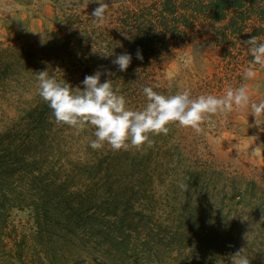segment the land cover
I'll list each match as a JSON object with an SVG mask.
<instances>
[{
	"label": "rangeland",
	"instance_id": "1",
	"mask_svg": "<svg viewBox=\"0 0 264 264\" xmlns=\"http://www.w3.org/2000/svg\"><path fill=\"white\" fill-rule=\"evenodd\" d=\"M105 2L109 8L105 20L99 23L91 16L98 7L93 0H0V133L3 130L8 133V143L14 137L21 139L23 130L28 128L29 116L43 113L45 128L52 132L55 146L47 143L41 150L51 157L53 166L64 168L59 179H66L69 189L78 195L94 189L96 175L103 179L109 174L108 180L119 187L133 182L140 185V191L130 196L132 203L152 210L155 222L184 219L193 208H210L205 213L201 211L203 217H209L206 220L211 219L216 224L221 223L222 229L234 233L232 240L236 244L207 258L205 254L201 256V252L193 256L189 249L183 252L185 259L195 258L200 264H231V254L244 250L250 264H264V234L259 231L252 233L251 217L244 215V207H249L245 204L247 202L235 203L232 199L235 183L243 184L255 173L264 171V117L261 125L257 126L250 112L234 110L214 116L202 126L200 133L173 125L167 136L161 135L158 139L153 136L151 147L145 146L140 151L122 153L105 145V150L100 153L105 158H100L102 165L96 168L95 150L88 144L94 132L91 135L77 133L55 123L51 109L39 95L36 73L46 70L58 76L57 79L62 78L66 73H60L57 66L63 58L73 61L72 70L85 68L91 56L90 51L83 50L88 44L116 46V50L122 51L129 48L133 44L131 37L144 26L142 16L146 10V19L150 21L147 27L164 28L155 20L159 19L157 16L163 8L159 0ZM74 16L80 21L77 30L83 28L80 33L86 31V39L81 45H71V50L59 53L62 57L59 60L52 55V51L60 47L57 34H66L68 23L65 22ZM184 18L179 19L184 33L180 42H176L178 45L173 40L165 47L168 50L159 47L155 54V67L146 69L144 75L150 81L153 79L152 84L160 86L159 90L165 95L187 90L196 98L202 94L222 96L228 87L236 88L247 83L252 100H264V69L256 66V78L243 79L245 69L251 65L238 60L241 58L240 50L245 51L246 48L238 46L237 42L223 47L216 45L211 23L202 15L186 12ZM76 46L79 50L83 47L80 51L82 62L72 58ZM108 58L101 52L97 53L92 69L84 74L93 75L97 70L102 73L111 71L112 75L105 77L106 80H113L114 74H134L131 66L125 72L119 71L117 65L108 62ZM81 74L82 71L71 75L70 84ZM93 165L94 170L84 172L83 168ZM191 165L199 171H192ZM209 165L213 167H207ZM210 168H215L217 173L210 172ZM93 175L94 179H90ZM33 187L29 186L25 202H31L32 198L35 200ZM257 193L260 199V185ZM145 194L149 201L143 200ZM39 213L35 207L24 205L10 212L7 228L0 235V264H108L91 249L77 245L75 241H72L75 245L72 244L68 231L56 237L52 234V238L49 235L42 237L41 225L37 222ZM184 228L190 232L191 225ZM182 246L192 248L190 243ZM193 246L195 249V243ZM18 256H21L20 260Z\"/></svg>",
	"mask_w": 264,
	"mask_h": 264
},
{
	"label": "trees",
	"instance_id": "2",
	"mask_svg": "<svg viewBox=\"0 0 264 264\" xmlns=\"http://www.w3.org/2000/svg\"><path fill=\"white\" fill-rule=\"evenodd\" d=\"M159 1L163 8L160 9L157 16L159 19L155 20L163 25V29L147 27L150 21L146 19L148 12L146 10L142 16L144 18L142 25L144 26L142 29H137L135 36L131 37L133 44L129 48H123L122 51L116 50L118 48L116 46H94V52L93 45L88 44L86 48L81 47L80 50L76 46L74 48L76 53L74 52L75 55L72 58L82 62L83 55L80 54V51L86 49L90 51V60L85 62V68L76 67L72 70L74 68L73 61L63 58L57 67L60 68V73H66V75H62L63 77L58 80L65 79L70 84L71 75L81 71L82 74L88 73L99 52L101 55L113 53L108 56V62L113 61L120 54L128 53L132 56L130 66L134 74L126 73L128 76H122L121 73L119 76L114 74L112 83L114 89H118V94L126 98L127 106L130 109L141 110L147 103L143 94L144 87H153L154 91L161 94L164 92L159 90L160 86L152 84L154 82L152 78L150 81V78L144 74L146 69L153 70L155 67V54L159 47H162V50H168L165 47L168 46L169 41L180 42L184 32L180 29L182 26L179 19L186 17V12L190 15H202L211 23L216 45L223 47L227 43L234 45L237 42L238 46L242 45V48H246L245 51L240 50L241 58L238 61H244L251 65L252 56L244 42L253 36H258L259 40L264 42V0ZM155 7L158 10L157 5ZM181 11H183L182 14H180ZM74 18L66 20L65 24H68L65 26L67 28L65 35L57 34L59 42L57 45L59 44L60 47L55 48L52 55H55L59 60L62 59L58 55L59 53L65 49L71 50V45H81L86 39V31L80 33L83 28L77 30L80 27V21L76 20L77 16ZM168 21L169 23H167ZM138 52L142 54L143 60L137 58ZM87 73L84 74L85 77ZM82 74L78 78L72 79L73 88L79 86L83 89L82 81L85 77ZM105 77L107 75H104V78L101 77L103 82L106 80ZM45 122L46 117L43 113L29 116L28 128L23 130L24 135H20L21 139L14 137L10 143L6 142L9 137L8 133L4 130L0 133V235L7 228L10 212L15 208L21 209V205H24L35 207L37 213H39L38 210L40 211L37 222L39 226L41 225L40 234L42 237L52 234L56 237L62 232L68 231L72 239H70L71 242L75 241V244L91 249L99 257H103L104 262L107 261L108 264H200L199 261L196 262L195 258H191L193 261L189 262L191 259H185L183 252H188L190 249L189 254L194 256L195 253L201 252V256L205 254L207 258L214 253L221 254L224 249H231L236 244L232 240L234 233L231 234L230 231L222 229L224 226L221 223L216 224L211 219L206 220L209 217H203L202 212L205 213L207 210H211L210 208H204V210L199 207L193 208L191 212L188 211V215L184 216V219L155 222L152 210L132 203L130 196L139 193L140 185L137 186L132 182L119 187L108 180L111 177L109 174L103 179L102 177L99 179L96 175L94 189L86 190L83 194L78 195L75 190L69 189L66 179H59L64 168L53 166L50 162L51 157L41 150V147L47 143L55 146L52 142L54 140L51 137L52 132L45 128ZM88 129L90 130L86 129L84 132L91 135L94 129ZM161 135L155 136V139ZM92 139H95L94 134ZM91 140H88L89 145ZM104 148L95 150L97 157L95 168L102 165L100 158L104 156L100 153L105 150ZM131 151L135 152L136 149L124 152ZM121 155L123 154L119 156ZM191 169L199 171L192 165ZM83 170L84 172L94 170V165L83 168ZM214 171L215 168H210V172ZM94 177L95 175L90 179H94ZM75 178L73 176V179ZM188 181L192 183L190 180ZM259 185L262 191L260 199L257 193ZM29 186H35L33 187L36 192L33 194L35 200L32 198L29 200L31 202H25L28 197L27 193L30 192ZM144 199L149 201L150 198L145 194ZM232 199L235 203L247 202L245 204H248L249 207H244V215L251 217L252 233L259 231L264 234V171L255 173L251 180H246L243 184L235 183ZM143 203L145 202L143 201ZM223 213L224 210L219 213L220 216ZM185 225H191L190 232H186ZM188 233L190 234L187 235ZM184 243H190L192 248L183 247ZM193 243H195V249ZM20 257L18 256L17 259L20 260Z\"/></svg>",
	"mask_w": 264,
	"mask_h": 264
},
{
	"label": "clouds",
	"instance_id": "3",
	"mask_svg": "<svg viewBox=\"0 0 264 264\" xmlns=\"http://www.w3.org/2000/svg\"><path fill=\"white\" fill-rule=\"evenodd\" d=\"M93 2L98 7L91 16L96 22L103 23L109 4L105 0ZM244 43L252 56L251 66L243 73V79L248 81L256 78V66L264 69V42L258 36H253ZM137 58L143 60L142 54L138 52ZM112 62L119 71L125 72L132 62V56L120 54ZM102 75L111 76L112 73L97 70L93 75H87L81 89L79 86L73 88L65 79L58 80L46 70L36 73L39 95L51 109L55 123L77 133L94 129L95 139L90 141V147L94 150H101L107 145L117 152L130 149L140 151L145 146L151 147L153 136H167L173 125L200 133L202 126L214 116L234 110L250 112L257 126L261 125L264 117V100L253 101L247 83L236 88L228 87L222 96L202 94L196 98L187 90L165 95L154 91L153 87H144L146 106L141 110H132L127 106L126 98L118 94V89H114L113 80L101 82ZM230 259L231 264H250L244 250L231 254Z\"/></svg>",
	"mask_w": 264,
	"mask_h": 264
}]
</instances>
